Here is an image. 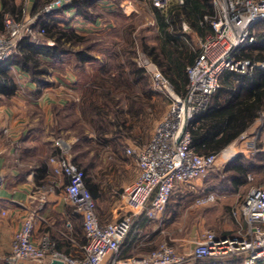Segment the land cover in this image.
Segmentation results:
<instances>
[{"label": "built area", "instance_id": "2783aa9c", "mask_svg": "<svg viewBox=\"0 0 264 264\" xmlns=\"http://www.w3.org/2000/svg\"><path fill=\"white\" fill-rule=\"evenodd\" d=\"M63 1L61 7L71 2ZM150 3L164 12L172 3L182 5L183 0H150ZM212 3L213 16L204 18L211 33L198 40L194 63L186 69L188 85L183 96L173 91L155 65L145 59L138 64L145 70L153 90L167 100L168 109L146 146L125 150L134 159L138 174L118 196L120 216L106 223L99 221L82 171L72 163L69 148L58 141L60 153L49 159L53 176L50 187L64 188L66 204L82 219L85 245L80 256L70 258L56 252L48 238H42L39 245L33 243L35 222L46 199L42 195L38 206L25 216L13 238L10 254L0 258V264L45 260L49 264L52 260L62 264H189L205 258L237 255L242 256V264H264V186L250 188L239 206L232 208V234L204 232L195 238L188 253H179L163 243L148 254L124 258L128 248L133 252L145 246L147 236L143 234L141 222L145 220L162 227L166 208L177 188L203 179L215 167L221 153L196 154L191 148L189 129L194 116L205 110L219 89L222 76L227 72L246 76L255 68H264V63L252 64L239 59L240 52L254 42L253 27L264 23V0H212ZM57 5L44 8L42 13L50 14L58 9ZM44 34L38 15L28 24L6 18L0 31V66L16 53L17 44L23 39L35 44ZM259 119L264 122V115ZM3 185L4 178L0 175V189ZM216 200L215 194H207L196 198L192 208L204 207Z\"/></svg>", "mask_w": 264, "mask_h": 264}, {"label": "trees", "instance_id": "16d2710c", "mask_svg": "<svg viewBox=\"0 0 264 264\" xmlns=\"http://www.w3.org/2000/svg\"><path fill=\"white\" fill-rule=\"evenodd\" d=\"M92 1L71 0L69 5L45 15L42 10L49 0L44 2L36 0L32 13L39 16V23L45 31L44 38L51 41L52 45L38 46L28 42L27 39L22 40L16 53L0 66V96H12L17 90L14 77L9 74L14 67L28 75L30 82L37 86L36 93H39L49 85L47 79L56 67L64 64L67 56L74 58L76 70L94 66L95 58L91 54V46L88 45L90 40L86 36L78 35L67 29V22L57 19V16L62 15L65 9L74 8L77 15L91 21L92 15L88 13V9L91 8ZM148 2L154 21L157 44L149 47L140 40L141 53L165 76L173 91L183 96L188 85L186 69L194 63L197 55L190 44L192 43L191 36L194 34L197 38L203 39L211 33L210 27L204 23V18L212 17L214 14L212 0H183L182 5L172 3L164 12L155 9L150 0ZM0 3V31H2L4 17L11 16L20 21L23 8L21 4H16L15 0H0ZM262 24L253 27L251 36L254 42L240 52L239 59L248 60L252 64L264 63V31L262 30L264 27ZM184 26L189 32L183 30ZM120 33L122 38L120 43L109 46L110 49L106 50L104 55L107 62L96 69L93 68L94 71L90 74L78 97L77 106H80L82 116L91 126L92 133L85 134L83 140L80 135L75 136L76 141L73 146L75 150L79 148V138L83 145L93 144L97 154L95 159L106 151L117 153L114 145H120L123 136L127 135L123 133V130L126 132V118L139 113V111L132 110L133 103L138 98L126 95L124 101L115 102L112 98L108 100L112 94L108 88L106 90L108 93H101V89L105 86H115V91H119L122 84L124 86L133 85L134 81L139 82L146 77L144 71L136 69L133 63L135 49L131 37L134 33V26L125 25ZM75 47H80V49L74 51ZM142 93L147 95V99L150 98L148 92L143 91ZM109 101L110 103H107ZM97 102L109 104V107L105 106V108ZM111 103L116 106L117 111H114L113 115L110 112L111 109L109 110ZM69 106L73 107V104ZM91 114H95L98 119L110 114L113 118L110 121V129L97 126L92 128V124L95 125L91 121ZM261 115H264V68H255L250 75L246 76L227 72L222 76L219 89L210 98L205 110L194 116L192 127L189 129L191 148L201 156L219 155L247 133ZM57 129L60 130L59 127ZM71 155L72 163L82 171L84 185L94 200L97 185L89 175L91 165L84 166L80 163L79 156L73 155L72 150ZM245 163L247 162L240 155L227 169V173L231 175L229 183L234 191H238L246 184L249 173L261 168ZM42 171L46 173L47 170L42 167ZM146 224H148L147 221H142L141 228L143 229ZM128 240L130 238L126 242ZM128 250L124 258L132 257V255H126L130 252ZM193 264H242V256L205 258L194 261Z\"/></svg>", "mask_w": 264, "mask_h": 264}, {"label": "crops", "instance_id": "0c3cea01", "mask_svg": "<svg viewBox=\"0 0 264 264\" xmlns=\"http://www.w3.org/2000/svg\"><path fill=\"white\" fill-rule=\"evenodd\" d=\"M15 3L20 4L21 0H15ZM35 3L36 0H26L25 6L29 13L34 11ZM135 3L150 5L148 0H93L88 9L92 15L91 21L77 15L74 8L65 9L57 19L67 22V29L83 36L121 31L127 24L119 28L117 20H130ZM183 28L189 32L186 26ZM191 37L192 40L197 38L194 34ZM9 74L14 77L17 90L12 96H0V175L4 178V185L0 189V258L10 254L15 234L25 216L38 206L42 195L46 199L39 219L35 222L33 243L39 245L42 238H48L55 245L56 252L78 258L81 247L85 245L82 219L66 204L64 188L50 187L53 176L49 163L50 158L60 153L56 144L58 141L67 148L76 141L74 137L68 136V132L57 129L58 118L69 107L73 96H77L72 94L73 90L77 91L76 77L67 65L62 64L53 70L49 85L36 93L37 86L30 82L27 74L16 67ZM105 158L102 157V163H106ZM42 167L46 168V173H43ZM121 168L131 170L126 164ZM133 174L131 182L122 183L119 188L110 179L106 182L94 181L97 185L94 202L101 223L113 221L120 216L118 189L133 183L138 174L136 166ZM178 193L180 199L187 195L181 189ZM233 230L232 226L224 235L232 234ZM128 251L132 253L131 249ZM130 252L126 255H130ZM19 264L49 263L45 260L42 263Z\"/></svg>", "mask_w": 264, "mask_h": 264}, {"label": "rangeland", "instance_id": "374dc122", "mask_svg": "<svg viewBox=\"0 0 264 264\" xmlns=\"http://www.w3.org/2000/svg\"><path fill=\"white\" fill-rule=\"evenodd\" d=\"M41 1L44 2L45 0ZM63 2L65 1L49 0V3L44 5V8H47L54 3H58L57 6H59L58 9H60L63 8L61 7V3ZM25 3L26 0H21L20 4L22 5L23 11L20 22H26V24H28L29 21L35 17V15L27 11ZM133 8L134 11L131 13L132 15L130 16V20L125 22L118 19L117 26H119V28L121 25L125 24H131L134 26V33L131 37L132 41H134L135 49L133 63L136 69L144 71L145 75H143L146 77L144 80L142 79L139 82L134 81L133 85L128 84L124 86L122 84V88L118 89L119 91H115V86H105L101 89V93L105 94L108 93V91H106L108 88L109 92L112 93L108 97V100L112 98L115 102L119 100L124 101L126 95L138 98L135 100V103H133L132 110L139 111V113L136 116H128L126 118V132L125 130H122L123 133H126L127 135L126 137L123 136L120 141V145H114L117 148V153L106 151L101 155H98L95 159L94 157H96L97 154L96 149H94V145H83L81 140H83L85 134H91L92 129L91 126H89L84 120L82 112L80 111V106L78 107L77 104L78 97H80L84 84L88 81L92 71H94L93 68H97L98 66L100 67V65L107 62L104 55L107 52L106 50L110 49V45L120 43L122 38L119 30L107 32L101 35H85L90 40L88 45L91 46V54L95 58L94 66H87L84 70H76V62L72 56H67L64 59V66L67 65L69 71L76 77L77 91L76 89L75 91L73 90L72 94H76L78 97L73 96L72 101L69 104H73V107L69 106L65 109L62 112L61 117L57 120V126L62 131L68 132L69 137H78L80 135L82 138L81 140L79 138L78 142L80 149L77 148L75 150L73 144L70 146V157L72 156V150L73 155L79 156L78 160L80 163L84 166L91 165L89 175L93 181L97 180L106 182L110 179L113 181V185L118 188L122 183L127 181L131 182L134 176L133 168L135 167V162L133 158L128 157L125 154V149L142 148V146H144L148 140L152 138L156 126L160 123L168 109L167 100L153 90L145 70L138 65L142 59L149 61V59L141 53L140 40L149 47L157 44L152 12L148 5L143 3H135ZM6 18L15 20V18H12L11 16H5L4 20ZM262 25L264 27V23ZM262 30L264 31V28H262ZM44 35L38 37V42L34 45L51 46L52 42L44 38ZM198 40L200 39H193L192 43H190L195 52H197ZM27 41L30 42L29 39H27ZM19 44L20 43L17 44V48ZM78 49H80V47L73 48L74 51ZM49 79L50 77L47 80ZM143 91L148 92L150 98L147 99V95L143 94ZM152 97H155V99L152 100ZM145 99H147V101ZM97 103L102 104L104 107H109V104H105L103 102ZM107 103H110V101ZM109 110L113 115L114 111H116V106L111 103V108H109ZM90 116L91 121H93L95 125L93 126L92 124V128L97 126L100 128L110 129V121L113 119L110 114L107 117H100L99 119L95 114H91ZM263 123V120H257L247 133L224 149L218 156L215 167L203 179L194 181L191 185L186 184L181 188H177L176 192L171 197L163 216V226L157 228V224H146V226L142 229L144 236H147L145 246L139 248L138 250H134L132 253L130 252L132 257L148 254L149 252L157 249L158 246L163 243H168L179 253H188L193 246L195 238L200 237L204 232L224 235L232 229L233 224L229 215L232 208L239 206L250 188L264 186ZM240 155L243 156L244 161L247 162L245 164L251 163L255 167L261 168L255 169L254 171L252 170L253 172L249 173L247 176V178H251V181L246 180V184L243 187H241L238 191H234L229 183L231 175L227 173V169L237 156ZM102 157H106V163H102ZM108 158L110 160H108ZM124 164L129 166L131 170H123L121 166ZM128 186L129 185H127L124 189ZM124 189L118 190H120L119 192H122ZM180 189L187 192V195L181 199L178 197V190ZM207 194H215L217 196V200L204 207L192 208V204L196 198ZM189 264H193V262H190Z\"/></svg>", "mask_w": 264, "mask_h": 264}, {"label": "water", "instance_id": "95a60500", "mask_svg": "<svg viewBox=\"0 0 264 264\" xmlns=\"http://www.w3.org/2000/svg\"><path fill=\"white\" fill-rule=\"evenodd\" d=\"M50 264H62V262L58 260H52Z\"/></svg>", "mask_w": 264, "mask_h": 264}]
</instances>
